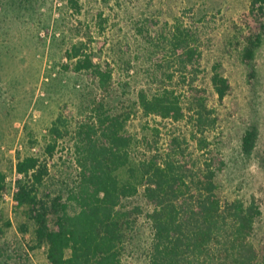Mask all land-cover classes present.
Segmentation results:
<instances>
[{
	"label": "trees",
	"instance_id": "obj_1",
	"mask_svg": "<svg viewBox=\"0 0 264 264\" xmlns=\"http://www.w3.org/2000/svg\"><path fill=\"white\" fill-rule=\"evenodd\" d=\"M248 16L261 22L264 0H249ZM198 31L176 20L168 34L148 45L142 75H129L142 85L128 107L111 109L104 99L94 100L79 106L72 123L61 113L47 131L41 156L17 159L12 204L23 220L18 228L29 233L30 250H45L48 264H121L141 216L151 229L145 264H264L252 241L259 206L221 201L215 194L214 163L224 162L207 150L217 119L198 85ZM259 36L247 39L246 58ZM66 55L75 71L90 74L99 90L109 92L111 71L94 64L82 44ZM210 83L223 100L227 79L214 69ZM136 113L152 124L132 134L126 125ZM255 137V131L245 133V154ZM64 142L70 144L73 170L63 165L56 173L52 160ZM4 188L0 173V195Z\"/></svg>",
	"mask_w": 264,
	"mask_h": 264
},
{
	"label": "rangeland",
	"instance_id": "obj_2",
	"mask_svg": "<svg viewBox=\"0 0 264 264\" xmlns=\"http://www.w3.org/2000/svg\"><path fill=\"white\" fill-rule=\"evenodd\" d=\"M248 9L249 0H0V173L5 175L0 264H48L45 250H30L29 233L18 228L23 220L12 204L17 159L41 156L47 131L61 113L72 123L79 106L94 100L104 99L111 109L128 107L142 85L129 75L136 70L142 75L149 65L148 45L168 34L176 20L199 30L198 85L217 119L207 150L224 162L214 163L219 167L215 194L221 201L241 199L259 206L252 241L264 254V17L257 23ZM256 35L259 45L246 58L247 39ZM77 44L94 64L111 71L109 92L99 90L90 74L75 71L74 59L66 54ZM214 69L230 86L221 101L210 83ZM146 122L152 124L133 114L126 129L139 134ZM248 131L256 137L245 154L242 139ZM68 144L59 146L52 171L60 173L63 165L73 170ZM189 151L194 152L191 145ZM132 237L121 264H145L151 238L145 216Z\"/></svg>",
	"mask_w": 264,
	"mask_h": 264
}]
</instances>
